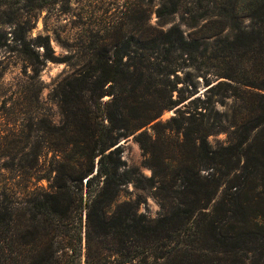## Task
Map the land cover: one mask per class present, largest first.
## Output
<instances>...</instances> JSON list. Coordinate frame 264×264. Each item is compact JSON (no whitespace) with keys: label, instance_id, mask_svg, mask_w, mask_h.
Segmentation results:
<instances>
[{"label":"trees","instance_id":"obj_1","mask_svg":"<svg viewBox=\"0 0 264 264\" xmlns=\"http://www.w3.org/2000/svg\"><path fill=\"white\" fill-rule=\"evenodd\" d=\"M27 1L23 18L0 0L15 25L0 48H15L34 79L69 57L30 34V11L55 0ZM127 18L113 52L93 42L91 59L54 87L60 124L34 121L40 78L12 101L29 117L0 134L11 174L0 178V264H264V0H138ZM200 75L217 82L191 98ZM228 97L231 115L218 108ZM35 130L44 139L28 147ZM134 134L150 176L122 158ZM129 184L151 191L156 216L139 197L121 199Z\"/></svg>","mask_w":264,"mask_h":264},{"label":"rangeland","instance_id":"obj_2","mask_svg":"<svg viewBox=\"0 0 264 264\" xmlns=\"http://www.w3.org/2000/svg\"><path fill=\"white\" fill-rule=\"evenodd\" d=\"M12 1L17 7H23L21 17L25 18V14L27 13L24 12V6L28 5L29 2L27 0ZM137 3L138 0H55V2L43 8H33L29 13V17L33 19V27L30 31L31 36L34 37L39 34L49 35L56 54L61 57L68 56L69 58L62 62L48 61L41 71L40 76L31 79L28 76L33 71L30 67L25 66L18 51L7 45L0 48V134H5L9 128L14 127L15 121L25 122L24 118L29 117L25 115V109L23 108L11 112L13 110L11 104L12 101H17V98H21L20 89L23 84H28L30 80H39V78L43 82V91L40 100L41 109L40 111L38 110V117L34 121L36 122L37 119L39 121V118L44 116L48 121H52L53 124H60L63 117L53 94L54 87L65 76L70 74L73 69L84 65L91 59L89 47L93 45V42L106 38L103 44H106L111 52L114 51L117 46L113 45L111 35L114 34L116 27L121 22L129 20L127 15L131 14L132 10L136 8ZM5 19L7 17L0 18V31H5L9 38L8 41L11 42L14 36L12 31L15 25L4 22L6 21ZM151 22H157V17L154 12L152 13ZM127 30L129 35L136 30L130 21ZM99 43L101 44L102 42L99 41ZM210 67L216 70L212 65ZM179 73L182 77L184 76L183 72L179 71ZM198 79L199 83L194 88L191 98L197 95L205 97L206 90L217 82V79L213 76L210 77L209 83L206 82L203 75H200ZM183 84V80H181L179 86ZM174 94L177 95V91ZM110 98L111 95H105L103 97L104 100ZM225 101L224 104L219 103L218 108L231 115L235 100L233 97H228ZM31 111L33 115H36V108H33ZM174 114V110H166L160 119L165 121ZM36 127L37 124H34L33 128L35 129ZM148 129L151 133H154L152 128L148 127ZM155 135H157V132ZM40 136L41 133L35 130L28 143V147L34 146L37 141L44 139ZM226 137L227 134L221 132L220 134L212 135L210 140H224ZM47 141H50V139ZM120 144L122 146V158L127 162L128 167H136L141 173L150 176L152 169L146 165V152L137 140L135 134L123 138ZM169 153L172 154L171 150H169ZM21 157L22 155L18 154L16 158L17 163L21 161ZM4 160L0 158V163H3ZM8 174L11 175L6 170L0 169V178ZM41 183L47 185L48 182L44 180ZM138 197L141 203V211H145L152 216H156L159 213L160 205L150 190H143L136 188L133 184H129L121 194L122 200L137 199Z\"/></svg>","mask_w":264,"mask_h":264}]
</instances>
